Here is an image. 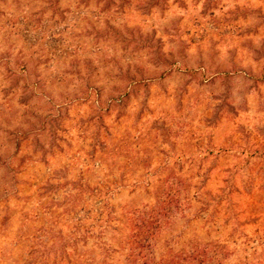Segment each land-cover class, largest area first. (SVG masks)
Instances as JSON below:
<instances>
[{"label": "rangeland", "instance_id": "obj_1", "mask_svg": "<svg viewBox=\"0 0 264 264\" xmlns=\"http://www.w3.org/2000/svg\"><path fill=\"white\" fill-rule=\"evenodd\" d=\"M171 189L156 259L264 264V0H0V264H133Z\"/></svg>", "mask_w": 264, "mask_h": 264}, {"label": "trees", "instance_id": "obj_2", "mask_svg": "<svg viewBox=\"0 0 264 264\" xmlns=\"http://www.w3.org/2000/svg\"><path fill=\"white\" fill-rule=\"evenodd\" d=\"M172 191V189L167 192L164 191L148 211H139L136 214L137 210H133L129 222L131 234L128 237V243L132 249L133 260H131L133 264H198L199 262L204 264L211 258V247L194 243L190 248L181 252H176L171 247L170 250L156 259V245L159 235L178 207V205H174V202L178 200V192L173 193ZM147 248L152 253L151 257L145 254ZM143 255L147 257V260L142 261ZM138 260L142 262L138 263Z\"/></svg>", "mask_w": 264, "mask_h": 264}]
</instances>
